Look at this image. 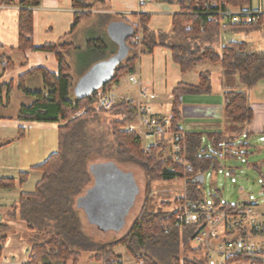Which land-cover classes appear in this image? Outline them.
I'll list each match as a JSON object with an SVG mask.
<instances>
[{
  "label": "trees",
  "instance_id": "16d2710c",
  "mask_svg": "<svg viewBox=\"0 0 264 264\" xmlns=\"http://www.w3.org/2000/svg\"><path fill=\"white\" fill-rule=\"evenodd\" d=\"M41 1L19 2L22 8L19 12L17 49L21 52L36 49L54 52L59 71L54 74L44 68L35 70L42 73L45 90H27L35 100L30 106L22 108L20 117L25 120L58 121L62 124L58 129V151L36 167L43 171V178L33 193L20 195L18 204L9 213L10 217L19 218L34 231L29 237L31 256L25 264H68L69 261L77 264L83 252L93 253L92 257L104 264H115L120 258L114 250L118 245H124L142 264H205L204 258L196 260L180 256L181 243L185 250H203L202 247L196 248L191 244L203 228L202 221L177 226L174 224L175 216L182 201L205 200L202 190L204 173L219 169L222 157L242 152L239 148L235 150V147L247 148L246 145L249 144L235 133L185 131L181 127L185 96L212 93V72H200L197 85L180 82L172 92V126L173 129L185 132L182 154L187 165L166 155V138L152 144L148 152L144 150L142 139L125 127L136 118L134 102L119 100L110 110L98 109L95 103L99 95L109 93L112 84L118 83L123 75L134 72L141 55L151 54L156 47L161 46L171 51L173 60L180 66L182 73L205 61L220 64L223 82L226 83L223 93L225 118L236 127L250 124L254 118V110L249 90L264 80V52L251 51L246 41H230L218 51L211 45H202L199 39H210L222 29L239 32L260 26L264 15L257 25L228 24L222 28L220 17L216 13L219 8L243 7L252 0H181V11L173 16L170 30L163 31L151 29V15L140 13L139 23L131 27L126 38L128 52L125 61L114 68L111 77L99 88L72 98L74 79L63 53L68 44L64 40L40 47L33 44L32 8L39 6ZM95 3L72 0V6L76 9L72 32L84 17L90 15L88 10ZM133 38L138 41H132ZM88 46L104 49L103 42L99 39H90ZM2 59L0 57V62ZM13 66L14 63L9 61L3 64V70ZM232 77H236L248 90H239L230 85L229 79ZM11 86L12 83H0V90ZM79 111L82 113L77 114ZM104 112L120 116L109 121L107 135L100 132L99 124H95L100 122V115ZM205 138L208 139L207 145L204 143ZM102 156L140 164L148 178L140 213L126 234L109 242H97L86 232L78 207L79 200L93 187V160ZM102 162L105 161L99 164L102 165ZM174 177L184 179V195L175 200L177 207L173 211L151 210L148 205L150 193L153 192L152 183ZM14 185V178H0V188ZM213 204L222 209L235 208L237 205L224 203L217 195H214ZM6 240L7 228L0 224V256Z\"/></svg>",
  "mask_w": 264,
  "mask_h": 264
},
{
  "label": "crops",
  "instance_id": "0c3cea01",
  "mask_svg": "<svg viewBox=\"0 0 264 264\" xmlns=\"http://www.w3.org/2000/svg\"><path fill=\"white\" fill-rule=\"evenodd\" d=\"M20 1L0 0V57L3 58L0 62V83H12L11 88L0 90V178L15 180L13 187L0 189L3 196V200L0 201V217L3 221L0 224H4L7 228V240L1 256H16L28 262L29 252L32 249L29 237L34 231L19 218L10 217L9 213L18 204L20 195L33 193L43 178V171L36 167L57 152L54 149L58 145V129L62 122L25 120L20 117L22 108L30 106L35 100L32 94L27 93V90H45L44 77L41 72L35 70L44 68L54 74L59 71V63L54 52L42 49L21 52L17 49L19 12L22 8ZM96 1L98 3L88 10L90 15L84 17L73 32L71 30L76 9L72 6V0H42L39 6L32 8L34 46L40 47L60 40L68 44L63 53L70 64L74 79L72 98L79 96L77 92H86L102 84L111 74V66L108 64H111L112 58L120 52V38L123 33L130 32L131 27L139 23L140 13L151 15L149 22L151 29L168 31L171 28L173 16L181 11V0ZM247 5L255 9L260 8L264 12V0L256 2L252 0ZM233 32L245 33V36L240 38H244L241 41H246L251 51L264 52V20L260 26ZM220 34L221 32L216 33L210 39L218 38ZM90 39L101 40L104 49L90 48L88 46ZM231 41H239V39ZM9 61L14 63V66L3 70V64ZM122 61L124 62L125 58ZM207 63L211 62H201L195 67L197 69L202 65L208 66ZM211 65L209 71L212 75L214 70L221 72L220 64L211 63ZM203 71L200 69V71L196 70V73H192V70L182 73L180 66L173 60L171 51L158 46L153 53L141 55L134 72L123 75L118 83H113L110 93L114 94L118 101L136 103L139 100L138 89L129 81V76L136 74L158 95L150 103L156 114L163 115L171 111L172 92L177 84L186 82L197 85L199 74ZM90 72L92 74L86 77ZM238 81L236 77H232L229 79V84L236 87ZM223 84L226 88V83L223 82ZM256 87L253 96L257 94L259 102L256 105L251 102L254 118L248 130L253 134L264 132V80L260 81ZM204 100L203 98L196 100V103H201V106L196 108L198 109L196 110V129L184 130L224 131L229 134L230 122L222 129L220 128L221 121L225 118L223 100L212 98L206 102ZM200 111L202 114L197 115ZM218 124L219 127H217ZM246 146L249 149L252 145L249 143ZM11 194L18 197L15 203L8 200V195ZM80 214L84 217L85 212L80 210ZM85 219L87 221L86 216ZM201 252L204 253V251H196V256L193 257L202 260L205 253L198 255ZM90 255L93 256V253ZM117 255L120 256L121 264H124L123 256ZM69 262L72 263V261Z\"/></svg>",
  "mask_w": 264,
  "mask_h": 264
},
{
  "label": "rangeland",
  "instance_id": "374dc122",
  "mask_svg": "<svg viewBox=\"0 0 264 264\" xmlns=\"http://www.w3.org/2000/svg\"><path fill=\"white\" fill-rule=\"evenodd\" d=\"M86 1L88 3H95V0ZM256 1L257 0H255V2ZM97 3L98 2L95 4ZM222 28L224 27L222 26ZM220 35V37L215 39L209 40L202 37V39L199 40L202 45H211L218 51H221L222 47L228 44L232 39H239V41L244 39L240 38V36L244 37L245 33H232L230 30L222 29ZM207 64L209 65H202L197 69L194 67L192 73H196V70L200 71V69L209 71L212 65L211 63ZM212 84L214 88L213 93L206 95L188 94L185 96L182 105L183 119L181 121L183 129H196V110H198L196 108L201 106V103H196V100H201V98L205 99L204 102L211 98L223 100V92L226 88L223 87L224 84L222 82L221 72L216 70L213 71ZM236 87L239 90H248L247 87L239 83V81ZM256 88L255 86L249 90L251 102L254 105L259 102L256 97L257 94L253 96ZM169 112L170 111H167L166 113ZM200 114H202L201 111L197 113V115ZM119 117L120 116L117 114L104 112L100 115V122L95 124H99L100 132L107 135L109 121ZM221 123L222 126L220 125V128L222 129L224 125L229 124V121L224 118ZM250 124H242V126L237 125L239 127H236L232 123L229 124V126H231L230 133L239 135L241 140L249 141L252 146L249 149L243 146L235 147V150L239 148L242 152L235 153L233 156L222 157L221 167L219 169H211L204 173L202 190L204 199L207 202L213 203L214 195H217L224 203L237 204L246 202L254 204L264 211V132L258 134L248 132ZM217 127H219V124ZM237 131L240 132L237 133ZM204 143L206 145L209 144L207 138L204 139ZM167 144L166 155L171 156V145L170 143ZM58 148V145H56L54 151H58ZM101 161L105 162H102V165L98 166V168H94V185L92 184L93 187L89 189L85 197L79 200L78 207L81 211L85 212L84 217L82 214L81 215L86 232L92 234L94 240L97 242H109L126 234L132 222L140 213L144 204L148 178L144 168L140 164L122 162L115 157L108 158L107 156L94 159L93 164H99ZM113 181H118L121 184L115 188L111 187L110 185ZM152 187L153 192L150 193L148 207L154 211H173L177 207L175 200L184 195V179L181 177L155 181L152 183ZM0 189L5 190V188ZM126 189L133 192L130 198L128 195L131 192L127 193L125 191ZM17 198V196L12 194L8 195V200H10L11 203H15ZM2 200L3 196L0 191V201ZM182 245L181 243V258H194L196 256V252L185 250ZM114 250L117 254L123 256L124 264H141L139 260L132 256L124 245H118ZM90 254L92 253L83 252L77 264H104L102 261L92 258ZM202 254L204 255L202 252L198 255ZM68 264L72 263L68 262ZM227 264L256 263L251 261L232 260Z\"/></svg>",
  "mask_w": 264,
  "mask_h": 264
},
{
  "label": "built area",
  "instance_id": "2783aa9c",
  "mask_svg": "<svg viewBox=\"0 0 264 264\" xmlns=\"http://www.w3.org/2000/svg\"><path fill=\"white\" fill-rule=\"evenodd\" d=\"M216 13L223 27L228 24L257 25L264 15L262 9H255L248 5L219 8ZM132 41L137 42L138 39L133 38ZM129 81L137 87L139 100L135 103L136 118L125 127L134 131L142 139L146 152L150 150L152 144L157 143L161 138H166L167 143L171 145V156L174 160L187 165V160L182 154V143L186 135L181 129H173V113L170 111L163 115L156 114L150 103L157 98L156 92L136 74H131ZM117 101L116 96L109 92L99 95L95 106L98 109L110 110ZM81 113L82 111H79L77 114ZM2 221L0 217V223ZM196 221H202L203 228L193 238L191 244L196 248H203L205 264H227L232 260L264 264V211L258 206L241 202L237 203L235 208L222 209L206 200L182 201L174 224L179 226ZM168 231L169 229L166 230ZM29 253L30 258L31 250ZM26 262L16 256H0V264H25Z\"/></svg>",
  "mask_w": 264,
  "mask_h": 264
},
{
  "label": "water",
  "instance_id": "95a60500",
  "mask_svg": "<svg viewBox=\"0 0 264 264\" xmlns=\"http://www.w3.org/2000/svg\"><path fill=\"white\" fill-rule=\"evenodd\" d=\"M129 35V32L127 33H123L122 34V36H121V38H120V52H119V54H117L114 58H112V60H111V64H108V65H110L111 66V69H110V72H111V74L102 82V84L106 81V80H108L110 77H111V75L113 74V72H114V68H115V66L117 65V64H119L122 60H123V58H125L126 57V55H127V52H128V46H127V44H126V38H127V36ZM92 74V72H90L88 75H86V77H89L90 75ZM102 84H99V85H97V86H95V87H93V88H91L90 90H88V91H86V92H82V93H79V92H77L79 95H81V94H88L89 92H91L92 90H95V89H97V88H99ZM98 166H100V164H95V165H92L91 166V170H93V176H94V178H95V175H94V173H95V170H94V168H98ZM201 178H202V176H201ZM203 179V178H202ZM122 183H124V182H122ZM121 183H119L118 181H113V182H111V187H117V186H119ZM127 193H130L129 195H128V197L130 198L131 196H132V194H133V192L132 191H129V189H126L125 190ZM126 196H127V194H126Z\"/></svg>",
  "mask_w": 264,
  "mask_h": 264
}]
</instances>
